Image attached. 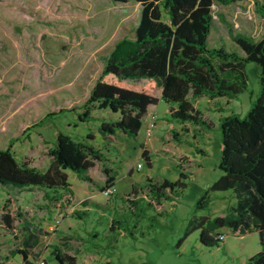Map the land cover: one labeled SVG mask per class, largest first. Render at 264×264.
<instances>
[{"label":"rangeland","instance_id":"obj_1","mask_svg":"<svg viewBox=\"0 0 264 264\" xmlns=\"http://www.w3.org/2000/svg\"><path fill=\"white\" fill-rule=\"evenodd\" d=\"M255 1L215 2L209 47L242 54L234 35L253 39L261 36L264 20ZM140 10L141 5L135 1L0 0V149L18 138L12 144L16 158L28 160L44 171L50 163L48 147L54 145L58 132L75 140H83L91 133L92 144L104 152L106 164L116 173L114 192L107 196L100 190L104 173L99 163L89 171L94 184L67 170L76 197L70 205L57 210L47 207L41 187L8 189L0 185V264H25L14 252L23 249L26 232L18 219L14 221L15 229H8L2 217L6 211L2 205L8 198L12 200L7 203L13 206L11 212L20 210L30 231L39 238L29 262L44 258L52 264L50 252L54 245L73 253L85 248L98 250L96 255L86 252L80 256L90 262L98 259L91 264H244L259 251L257 231L242 234L230 227H218L215 231L224 235L223 241L208 246L201 243V228L197 227L226 214L234 203L231 190H224L209 191V203L198 205L200 197L221 174L219 117L231 113L244 116L259 94V66L255 62L245 63L247 87L234 98L194 99L195 107L211 122L210 139L200 133L204 128L192 123L186 124L189 132L172 124V129L181 132V142L175 141L162 125L154 127L147 137V117L136 135L118 132L106 139L100 131L101 122L117 119L118 112L95 108L91 117L80 120L81 109L70 110L87 98L114 43L133 36ZM62 108L66 110L59 112ZM167 108L160 99L155 107L156 120L167 117L178 122L169 117ZM49 113L55 114L31 127ZM144 146L149 161L141 154ZM195 146L206 153L196 154ZM181 172L187 176L183 179L186 185L174 201L165 200L156 210L148 208V214L157 216L160 223L153 219L150 227V221L142 216L133 228V236L122 232L116 240L110 239L113 233L108 229V219L115 216L112 208L105 213L92 208L83 221L73 216V210H82L79 199L112 204L113 194L126 196L133 184L144 183L147 176L158 182L164 178L175 181ZM121 207L119 202L116 209L127 215V222L122 224L132 226L131 213ZM70 226L72 230L67 229ZM94 227L99 235L87 236Z\"/></svg>","mask_w":264,"mask_h":264},{"label":"trees","instance_id":"obj_2","mask_svg":"<svg viewBox=\"0 0 264 264\" xmlns=\"http://www.w3.org/2000/svg\"><path fill=\"white\" fill-rule=\"evenodd\" d=\"M113 2L135 1L141 5L140 17L132 37L117 40L108 53L104 65L95 78L87 98L79 106L80 120L91 117L95 108L118 112L115 120H103L100 131L106 139L120 132L125 136L136 135L143 119L155 110L162 99L168 106L167 114L177 120L182 132H187V123L206 130L212 128L203 114L195 108L193 100L207 96L234 98L247 87L245 63L255 62L259 66V94L244 116L236 113L220 116L218 127L221 133V149L218 167L221 174L212 182L198 201L199 206L209 203V191L231 190L234 203L221 216L208 219L200 227V241L204 245H218V227H230L234 232L257 231L260 249L244 264H264V32L258 39L236 34L233 40L243 53L229 52L223 47H209L208 38L213 25L215 2L227 4L233 0H112ZM256 9L264 20V0L255 1ZM66 109H60L62 112ZM49 113L33 126H39ZM170 134L181 142V132L170 129ZM89 133L83 140H75L70 135L58 132L53 146L48 147L50 163L43 171L28 160H18L10 141L0 149V185L8 189L41 187L47 207L60 209L72 203L74 192L68 181L67 170L73 171L80 179L94 184L89 171L100 164L104 173L101 191L113 187L116 173L106 164L104 152L95 147ZM190 144L192 142H189ZM195 150H198L195 146ZM143 156L149 161L148 150L143 148ZM187 176L180 173L175 181L164 178L161 182L147 176L144 183L132 185L126 196L113 194L112 204L82 200V210H73V216L84 220L92 208L115 216L108 219L111 240L122 232L134 235L138 219L147 218L152 227L155 215H149L148 208L156 210L163 201H174ZM112 195V194H111ZM119 199V200H117ZM12 200L8 198L2 205L6 209L2 217L8 229L14 230V221L19 220L26 232L23 249L17 250L23 262L29 264L28 256L38 244V236L29 229V223L20 210L12 213ZM122 203L131 213L133 225H123L127 215L118 211ZM139 213V214H138ZM119 214V215H118ZM161 214V213H158ZM134 217V218H133ZM145 234L144 231L140 232ZM85 234V233H84ZM99 231L91 229L87 236H98ZM80 237V236H79ZM83 237V238H82ZM80 239L85 240L82 236ZM56 264H75L74 255L62 252L52 246L50 252Z\"/></svg>","mask_w":264,"mask_h":264},{"label":"crops","instance_id":"obj_3","mask_svg":"<svg viewBox=\"0 0 264 264\" xmlns=\"http://www.w3.org/2000/svg\"><path fill=\"white\" fill-rule=\"evenodd\" d=\"M158 103H159V101H158ZM157 103V104H158ZM193 103H194V100H193ZM194 106H195V104H194ZM196 108V107H195ZM197 109V108H196ZM154 113L156 112L155 110L153 111ZM219 120V119H218ZM179 125V126H182V124H180L179 122H174L173 123V121H171V120H169L167 117H162V119L160 118V117H158L157 118V120H156V126H155V128H157V127H159V125H162L163 126V128H165L166 130H167V132L168 131H170V129H172L174 126L173 125ZM185 126H186V124H185ZM187 127V126H186ZM154 128V129H155ZM190 130H188L187 132H189ZM202 135H203V137H206L207 139H210L211 137H210V135H209V130H206V129H203L201 132H200ZM192 136L194 137V138H197V134H196V132H194V131H192ZM113 138V137H112ZM143 148H146V146H144ZM147 149V148H146ZM162 149H164V147H162ZM148 150V149H147ZM142 152H143V149H142ZM142 152H141V154H142ZM195 153L196 154H201V155H203V154H205L206 152L205 151H203V150H201V149H198L197 151L195 150ZM143 155V154H142ZM149 156V155H148ZM195 156V155H194ZM189 159H191L190 157H188ZM195 158V157H194ZM194 158H192V159H194ZM195 160V159H194ZM108 196H110V195H108ZM74 197H76L75 195L73 196V198ZM78 199V198H77ZM73 200V199H72ZM82 200H88L87 198H85V199H79V201L81 202ZM88 201H92V200H88ZM95 202H97V201H95ZM99 203V202H98ZM82 209H83V207H82ZM53 210H57V209H53ZM67 229H69V230H72V228H71V226L70 227H68ZM75 231V230H74ZM75 236L77 237L78 236V234H75ZM54 246H56V245H54ZM62 252H65V251H63V250H61ZM86 252L88 253V254H90V255H96L99 251L98 250H96V249H94V250H89V249H83V250H77V253H73V252H66V253H68V254H71V255H74L75 256V258H76V263L75 264H91L92 262H97V260L98 259H96V258H92L91 259V262L90 261H87L86 259H82L80 256L81 255H83V254H86ZM30 259V255L28 256V260ZM44 259V258H43ZM81 259H82V261H81ZM52 264H56L55 263V261L53 260V263Z\"/></svg>","mask_w":264,"mask_h":264},{"label":"built area","instance_id":"obj_4","mask_svg":"<svg viewBox=\"0 0 264 264\" xmlns=\"http://www.w3.org/2000/svg\"><path fill=\"white\" fill-rule=\"evenodd\" d=\"M147 122H146V135L147 137H149L151 135V131L152 129L156 126V115L154 112H151L148 114L147 116ZM141 167V164H137V168H140ZM105 195H111L113 192H114V189L111 187V188H108L104 191H102ZM218 237L220 239H224V235L223 234H219ZM29 264H47L46 260L43 259V258H38L36 259L35 261H31L29 262Z\"/></svg>","mask_w":264,"mask_h":264}]
</instances>
